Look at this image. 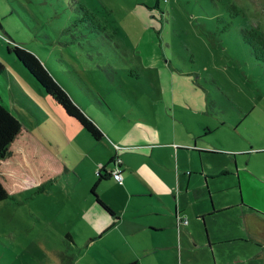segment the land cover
<instances>
[{
    "label": "rangeland",
    "instance_id": "obj_1",
    "mask_svg": "<svg viewBox=\"0 0 264 264\" xmlns=\"http://www.w3.org/2000/svg\"><path fill=\"white\" fill-rule=\"evenodd\" d=\"M78 3L102 31L78 23ZM250 28L264 35V0H0V100L22 124L11 157L0 165V181L20 202L0 204V264H118L135 249L151 248L142 233H123L132 226L126 220L91 247L84 244L94 233H76L80 251L68 248L65 233H48L51 220L73 222L87 205L82 195L87 199L92 185L85 187L82 175L102 152L95 143L86 164L78 161L73 148L83 152L88 135L44 94L8 45L37 56L98 124L104 148L114 153L108 138L125 137L155 147L171 166L155 168V177L132 157V168L153 195L132 197L125 215L160 224L161 232L151 234L153 245L174 250L136 253L129 262L205 264L204 231L211 244L226 233H255L240 208L229 206L241 199L245 204L241 192L253 179L250 172L264 176V154H245L264 147V64L253 59L240 35ZM63 163L81 175L72 196L62 193L68 182L57 169ZM40 186L44 190L37 191ZM103 192L124 212L119 189L108 185ZM123 234H132V248L117 244ZM237 245L250 254L251 243L216 249L222 259H232L230 247ZM72 254L78 262H64ZM244 264L264 263L253 258Z\"/></svg>",
    "mask_w": 264,
    "mask_h": 264
},
{
    "label": "crops",
    "instance_id": "obj_2",
    "mask_svg": "<svg viewBox=\"0 0 264 264\" xmlns=\"http://www.w3.org/2000/svg\"><path fill=\"white\" fill-rule=\"evenodd\" d=\"M95 124L98 126L97 123ZM103 137L104 136H102L99 141L95 142L89 136L87 137L86 135H84V137H82L83 143H84L83 152L81 151L79 152L75 147H74L75 149L73 148V151L76 154L78 161L83 162L85 164L88 160L87 157L90 158L93 151L95 150V146L93 144L96 143L97 146L99 145V147H97L96 149L102 152L99 156H96L94 160L91 159L93 163H91L89 174L86 173V176L82 175V177L84 178L85 187H86V183L89 185V186L87 185V187H90L94 183L95 181L94 173L96 174L97 168L101 165H105L112 155H116L117 158L120 159V163H121L120 174L122 177L121 183H118L117 181L109 177L107 180L101 182L98 185L97 190H96L101 200L110 209H112L116 213L119 219L113 222V220H111L104 212H102L99 209V207L94 205V202L92 201V198L89 194H88L89 197L87 195V199L88 200L90 199V201L85 199L84 198L85 194H83L82 201L84 203H87L88 205L87 206L85 204L84 207L82 206L83 212L80 211V213H77L75 216V220L73 222H70L69 219L67 218L62 219V220L58 219V222L51 220V222L48 223V226H47L48 233H65L64 239H66V242L69 243L68 248L70 247L73 248L74 246V247H77L78 251H80L83 245L77 242L76 238L78 236L76 233H94L87 239V241L85 242L86 244H84L86 248L91 247V245L95 244L96 241L98 242V240L102 239L110 231L119 229L120 225L126 220V222H128L129 224H132V226H130V229H127L123 233H135V232L142 233L141 236H145L148 241L150 240L149 247L151 248L142 249L143 251L142 253L140 252L139 249H135V254L133 250V253L130 255L131 258L130 257L127 259L124 258L125 261L118 263V264H136V262L134 263L129 262L130 260L134 261L133 258L136 257L137 255L136 253H139L140 255H143V257H145L148 255L154 254L155 250L160 249V248L162 250H169V248H172L174 250V247H173L174 245H168V246H163V247H160V246L157 247L156 245H153L154 242L152 241L151 234L161 232L162 228L160 224H157L155 221H151V220L137 222L136 215H132L131 217H127L125 215V211L132 197H135V196L152 197L153 195L152 189L148 186L146 181L141 176L137 175L138 168L136 169L132 168L131 166L132 157L134 155L138 156L140 159V162L141 160L143 161L141 164L147 165L148 171L150 172L152 170L153 174L152 172L151 174L155 177L157 176L156 175L157 171L155 170V168H161L160 169L161 172L164 170L171 171L172 170L171 166H167L162 163V160L159 157V155L154 153L155 147L149 148L146 144H143V145L133 144V143L127 142V138L125 137H118L117 139H113V140L111 137L108 138V142L111 145H113L116 149L114 153H111L107 149V145L105 148L102 146L101 141ZM87 138L88 140L92 142V143L90 142L91 145L88 143ZM193 146H195V143H193ZM192 149H193L192 151H196L194 150V148ZM241 151L244 152L245 150H241ZM251 153L254 155L258 153L264 154V147L263 146L257 147V148L251 147L248 149V152H246L245 154H251ZM126 155H129V156L125 158ZM229 155H231L234 159V154H229ZM24 160L26 164H28V161L25 158V156H24ZM150 166H152L154 169H151ZM62 168L63 169H59V170L57 169V171L60 173L62 171L63 173V171L66 169L68 171H72L74 174V175L68 174L73 179H71L70 176L65 174L64 178L68 183L67 185L61 187L62 193L64 195L66 194L68 196H72L77 191L78 185L76 184L75 181L80 179L81 175L78 173L76 169H75L76 172L72 169H69L67 166V163L66 164L63 163ZM55 172H56V169H54L53 174ZM53 174H46V176L44 177L50 179ZM224 174L221 173L219 175H224ZM249 174L252 176L253 179H251L250 180L251 182L245 186L244 193L241 192V195L243 197V201L245 204L241 202L242 201L241 199L238 205L235 206L234 204H230L229 206L240 208V211H239L240 218H242L243 221L245 220L246 222L250 223L251 224L250 226H252L255 233H249L248 237L244 236L245 233H226L223 236H218L216 239H214L212 244L209 242L208 237L206 239L205 234H204V237L206 239V242L204 244L206 246L205 248L211 251V254H210L209 251L205 249L210 259V260L207 259V262L205 261V264H220V262H223L225 264H244V262H246L247 260H252L253 258L256 260H259L260 262L262 261L264 263V176L258 173H252V172H250ZM93 175H94V178H93ZM206 177H207V173L204 174V178ZM214 177L216 176H213L211 178H214ZM36 182H40V180H36ZM108 185L120 190L121 192L120 200L125 202V206L123 207V209H125L124 212L123 211L118 212L120 210L114 209L115 207L113 206V204L109 202V198L104 194L103 191L105 187ZM228 209L229 208L224 209V210L226 211ZM151 213L154 214L156 212H151ZM175 213H176L175 217H177L178 212L176 210L174 211V215ZM177 221H178V224L179 222L181 224L180 219H178ZM134 222H137V223H134ZM133 225H137V227L136 226L134 227ZM257 231H262L263 233H259ZM190 236H192L191 238L193 239V241H195L194 240L195 238H193L194 236L193 235H190ZM131 238H132V234L131 235L129 234L119 235L118 239H120V241L119 242L117 241V244L132 248L131 240H130ZM232 242H241L245 244L251 243L252 248L250 250V254L246 257V248L242 250V247L240 245H237L234 247H230L231 251L235 253L232 259H230V256H226L224 259H222V257L219 255L220 251L216 249V246L218 244H228L229 245ZM178 257H180V251H178ZM109 258L110 260H112L111 257ZM77 262L78 261L76 259V263ZM112 264H116V262H113Z\"/></svg>",
    "mask_w": 264,
    "mask_h": 264
},
{
    "label": "trees",
    "instance_id": "obj_3",
    "mask_svg": "<svg viewBox=\"0 0 264 264\" xmlns=\"http://www.w3.org/2000/svg\"><path fill=\"white\" fill-rule=\"evenodd\" d=\"M157 2L155 4V7ZM77 13L79 15L78 23L82 25H93L91 30L102 31L103 28L94 20L93 16L79 3L77 4ZM241 39L248 47V50L255 61L264 64V35L257 28L241 29ZM7 52L13 53L17 61L26 70V72L39 84L44 94L48 96L56 105L60 107L62 112L69 118L73 119L93 141H99L102 137L100 128L83 112V110L71 99L68 93L53 79L47 68L32 52L25 50L17 45L6 47ZM5 69L0 64V74L4 73ZM22 130L21 122L9 111L7 106L0 100V165L3 161L11 157V146L15 142L17 136ZM121 163L116 155H112L105 165L97 168L95 181L92 184L89 195L94 204L104 212L113 222L119 217L110 209L99 197L96 190L98 185L111 177L113 180V172L121 171ZM65 174H73L72 171L64 170ZM70 176V175H68ZM71 177V176H70ZM71 179H73L71 177ZM116 181V180H115ZM49 184V182L47 183ZM43 187H38L37 191H42ZM19 204L20 202L12 196L0 181V204L3 202ZM176 216V213L175 215ZM68 237V235H67ZM64 262L73 263L76 258L72 255H64Z\"/></svg>",
    "mask_w": 264,
    "mask_h": 264
},
{
    "label": "built area",
    "instance_id": "obj_4",
    "mask_svg": "<svg viewBox=\"0 0 264 264\" xmlns=\"http://www.w3.org/2000/svg\"><path fill=\"white\" fill-rule=\"evenodd\" d=\"M113 178L118 182L121 183V174L119 170L113 172ZM180 223V222H179ZM186 221H181V225H184Z\"/></svg>",
    "mask_w": 264,
    "mask_h": 264
},
{
    "label": "water",
    "instance_id": "obj_5",
    "mask_svg": "<svg viewBox=\"0 0 264 264\" xmlns=\"http://www.w3.org/2000/svg\"><path fill=\"white\" fill-rule=\"evenodd\" d=\"M204 234H205V237H206V239H207V233H205V231H204Z\"/></svg>",
    "mask_w": 264,
    "mask_h": 264
}]
</instances>
